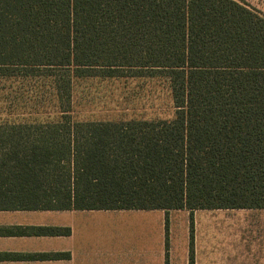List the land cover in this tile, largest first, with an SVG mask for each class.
I'll return each instance as SVG.
<instances>
[{
	"label": "trees",
	"instance_id": "16d2710c",
	"mask_svg": "<svg viewBox=\"0 0 264 264\" xmlns=\"http://www.w3.org/2000/svg\"><path fill=\"white\" fill-rule=\"evenodd\" d=\"M94 71L169 79L174 118L75 119ZM20 75L52 78L62 115L0 124V210H188L194 264V211L264 209V15L243 1L0 0V77Z\"/></svg>",
	"mask_w": 264,
	"mask_h": 264
},
{
	"label": "crops",
	"instance_id": "0c3cea01",
	"mask_svg": "<svg viewBox=\"0 0 264 264\" xmlns=\"http://www.w3.org/2000/svg\"><path fill=\"white\" fill-rule=\"evenodd\" d=\"M192 217L194 264H264V209ZM190 220L188 210H0V264H190Z\"/></svg>",
	"mask_w": 264,
	"mask_h": 264
},
{
	"label": "rangeland",
	"instance_id": "374dc122",
	"mask_svg": "<svg viewBox=\"0 0 264 264\" xmlns=\"http://www.w3.org/2000/svg\"><path fill=\"white\" fill-rule=\"evenodd\" d=\"M264 15V0H241ZM74 78L70 101L58 98L52 78L0 77V124L50 122L61 117V104L77 120H170L176 113L169 79L124 72L105 78L100 72ZM60 99V100H59ZM182 223L181 221H179ZM178 222V224H180ZM181 227V224H180ZM167 235V234H166ZM166 247L168 238H166Z\"/></svg>",
	"mask_w": 264,
	"mask_h": 264
}]
</instances>
